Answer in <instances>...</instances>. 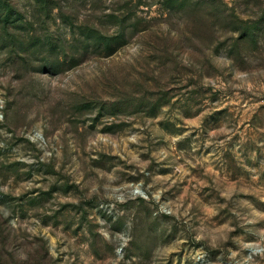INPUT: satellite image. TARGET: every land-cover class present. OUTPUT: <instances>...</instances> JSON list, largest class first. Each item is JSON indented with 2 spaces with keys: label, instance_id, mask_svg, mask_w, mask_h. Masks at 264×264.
Listing matches in <instances>:
<instances>
[{
  "label": "rangeland",
  "instance_id": "obj_1",
  "mask_svg": "<svg viewBox=\"0 0 264 264\" xmlns=\"http://www.w3.org/2000/svg\"><path fill=\"white\" fill-rule=\"evenodd\" d=\"M0 264H264V0H0Z\"/></svg>",
  "mask_w": 264,
  "mask_h": 264
}]
</instances>
